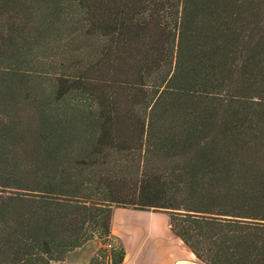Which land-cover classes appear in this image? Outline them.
I'll use <instances>...</instances> for the list:
<instances>
[{"label":"trees","instance_id":"trees-1","mask_svg":"<svg viewBox=\"0 0 264 264\" xmlns=\"http://www.w3.org/2000/svg\"><path fill=\"white\" fill-rule=\"evenodd\" d=\"M115 207L264 264V0H0V264H122Z\"/></svg>","mask_w":264,"mask_h":264},{"label":"crops","instance_id":"crops-1","mask_svg":"<svg viewBox=\"0 0 264 264\" xmlns=\"http://www.w3.org/2000/svg\"><path fill=\"white\" fill-rule=\"evenodd\" d=\"M111 230L126 250L122 264H205L172 232L164 212L115 207ZM101 245L98 238L91 239L51 264H87Z\"/></svg>","mask_w":264,"mask_h":264},{"label":"rangeland","instance_id":"rangeland-1","mask_svg":"<svg viewBox=\"0 0 264 264\" xmlns=\"http://www.w3.org/2000/svg\"><path fill=\"white\" fill-rule=\"evenodd\" d=\"M128 221H130L131 223H132V222H133V223H134V222H138L137 219H135V218H129Z\"/></svg>","mask_w":264,"mask_h":264},{"label":"built area","instance_id":"built-area-1","mask_svg":"<svg viewBox=\"0 0 264 264\" xmlns=\"http://www.w3.org/2000/svg\"><path fill=\"white\" fill-rule=\"evenodd\" d=\"M109 246H111V245L109 244Z\"/></svg>","mask_w":264,"mask_h":264}]
</instances>
